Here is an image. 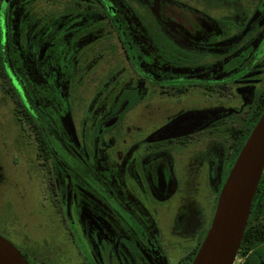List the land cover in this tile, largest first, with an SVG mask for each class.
<instances>
[{
  "label": "flooded vegetation",
  "instance_id": "af4514ba",
  "mask_svg": "<svg viewBox=\"0 0 264 264\" xmlns=\"http://www.w3.org/2000/svg\"><path fill=\"white\" fill-rule=\"evenodd\" d=\"M3 15L6 140L38 187L13 244L29 264H191L264 111V0H8Z\"/></svg>",
  "mask_w": 264,
  "mask_h": 264
},
{
  "label": "water",
  "instance_id": "95a60500",
  "mask_svg": "<svg viewBox=\"0 0 264 264\" xmlns=\"http://www.w3.org/2000/svg\"><path fill=\"white\" fill-rule=\"evenodd\" d=\"M8 0H3L2 9ZM264 168V111L242 145L219 193L206 235L191 264H233ZM0 264H29L0 234Z\"/></svg>",
  "mask_w": 264,
  "mask_h": 264
},
{
  "label": "rangeland",
  "instance_id": "374dc122",
  "mask_svg": "<svg viewBox=\"0 0 264 264\" xmlns=\"http://www.w3.org/2000/svg\"><path fill=\"white\" fill-rule=\"evenodd\" d=\"M7 109L8 105L0 91V234L10 241L12 240L13 243L12 236L21 235L25 225L20 216L24 217V220L27 217L28 219L33 217L32 210L35 209V195L38 187L35 179L24 172V169H26L25 163L22 161L12 163L11 161L10 147L6 140ZM175 170L176 176L180 179L183 175V166H180V163L176 164ZM196 175L200 181V175ZM173 183L174 189L171 199L159 204L162 209H169V214L174 212L185 190L183 181H179V183L173 181ZM28 224L26 231L30 233V236L36 242L39 236L38 225L33 220H29ZM11 229L14 231L12 232ZM14 243L19 246L16 241ZM242 260L243 257L237 254L233 264H241Z\"/></svg>",
  "mask_w": 264,
  "mask_h": 264
},
{
  "label": "trees",
  "instance_id": "16d2710c",
  "mask_svg": "<svg viewBox=\"0 0 264 264\" xmlns=\"http://www.w3.org/2000/svg\"><path fill=\"white\" fill-rule=\"evenodd\" d=\"M5 6L3 9L2 5L0 7L1 37L3 28L1 23ZM258 187L259 184L252 200L250 215L237 252L243 257L241 264H264V197L257 195Z\"/></svg>",
  "mask_w": 264,
  "mask_h": 264
}]
</instances>
